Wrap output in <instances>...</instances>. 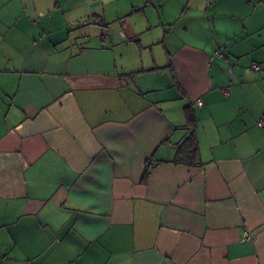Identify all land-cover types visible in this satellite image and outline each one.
Wrapping results in <instances>:
<instances>
[{
  "label": "crops",
  "instance_id": "1",
  "mask_svg": "<svg viewBox=\"0 0 264 264\" xmlns=\"http://www.w3.org/2000/svg\"><path fill=\"white\" fill-rule=\"evenodd\" d=\"M262 115L264 0H0V264H264Z\"/></svg>",
  "mask_w": 264,
  "mask_h": 264
},
{
  "label": "trees",
  "instance_id": "2",
  "mask_svg": "<svg viewBox=\"0 0 264 264\" xmlns=\"http://www.w3.org/2000/svg\"><path fill=\"white\" fill-rule=\"evenodd\" d=\"M257 65L259 67L258 69H255L253 65H252V68L258 71L259 74H261L262 72L261 67L259 64ZM223 89H228V88L224 87ZM184 113L186 117V122L188 126L192 127V130L186 136V138L177 145L173 162L175 164H184V165H190V166L200 165L198 139H197L196 132H195L196 118L194 116V112L192 111L189 105H186L184 107ZM150 165H151L150 163H146V168L144 170V173L141 179L142 182L147 181V178L150 173Z\"/></svg>",
  "mask_w": 264,
  "mask_h": 264
},
{
  "label": "rangeland",
  "instance_id": "3",
  "mask_svg": "<svg viewBox=\"0 0 264 264\" xmlns=\"http://www.w3.org/2000/svg\"><path fill=\"white\" fill-rule=\"evenodd\" d=\"M153 51V53H152V55H151V50H149V49H147V50H144V51H142L141 53L143 54V58H144V60L145 61H147L146 62V66L145 67H147V68H149V67H153L152 65H153V62H152V56H153V54L154 55H156L157 56V65H159L158 67H162V66H165V65H167L168 63H169V61H168V59H167V53H166V51H162V50H158V49H155V50H152ZM120 52H121V54L122 55H126V58H130V57H137V56H134V54L136 53V51H135V49L133 48V49H131L130 51H129V49H127V51H126V48H124V49H121L120 50ZM137 54H138V51H137ZM151 55V56H150ZM138 58V57H137ZM148 60H151V61H148ZM163 74H165L166 75V77H162L161 79H160V87H161V90H159V91H156V92H158L157 94H153V95H151L152 93H145L144 95H145V97L149 100L151 97L152 98H159L160 97V99H162L163 98V95H165L167 98L168 97H171V94H167L166 92H168V90H169V88L170 87H172V79H171V76H170V74H169V72L168 71H164V73ZM167 86H170L169 88H167ZM172 90H174L173 89V87H172ZM150 97V98H149ZM166 98V99H167ZM150 101H152V100H150ZM170 102H173V100H170ZM160 104L162 105L161 107L164 109V110H167V103H165V102H160Z\"/></svg>",
  "mask_w": 264,
  "mask_h": 264
},
{
  "label": "built area",
  "instance_id": "4",
  "mask_svg": "<svg viewBox=\"0 0 264 264\" xmlns=\"http://www.w3.org/2000/svg\"><path fill=\"white\" fill-rule=\"evenodd\" d=\"M253 67L255 69H258V65L257 64H253ZM224 94L228 93V89H223ZM198 105H201V101L199 99L196 100ZM257 126L260 127L261 129H264V116H261L260 118H258L257 122H256ZM244 239L248 240L250 239V236L248 234L245 233L244 235Z\"/></svg>",
  "mask_w": 264,
  "mask_h": 264
}]
</instances>
